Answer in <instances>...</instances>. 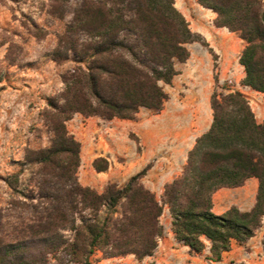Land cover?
<instances>
[{"label":"trees","instance_id":"trees-1","mask_svg":"<svg viewBox=\"0 0 264 264\" xmlns=\"http://www.w3.org/2000/svg\"><path fill=\"white\" fill-rule=\"evenodd\" d=\"M195 1L215 14L216 27L242 41L241 84L264 94V0ZM194 42L207 47L174 0H82L58 37L52 59L66 46L74 65L60 75L62 89L48 99L42 113L49 145L27 155L38 164L42 184L55 179L60 186L51 198L56 204L52 212L33 231L35 236L71 232L69 240L52 246L58 264H91L96 254L133 255L138 261L152 256L164 236L160 217L165 208L174 239L195 254L207 250L211 262H220L233 244H245L260 228L264 119L256 121L247 97L237 90L215 85L209 102L211 124L195 139L181 173L163 186L159 198L141 183L150 164L122 185L106 184L102 192L77 182L80 143L68 133L66 122L74 114L125 121L136 120L140 109L159 114L168 100L161 84H171L178 75L175 63L187 61V45ZM92 167L105 172L107 159H94ZM249 178L257 180L249 211L232 206L220 215L212 212L217 190L240 187ZM261 244L264 251V237ZM2 246L0 240V264H27L5 262Z\"/></svg>","mask_w":264,"mask_h":264},{"label":"rangeland","instance_id":"rangeland-1","mask_svg":"<svg viewBox=\"0 0 264 264\" xmlns=\"http://www.w3.org/2000/svg\"><path fill=\"white\" fill-rule=\"evenodd\" d=\"M81 3L82 0H0V240L7 263L23 261L27 264H58L52 258V246L71 237V232L62 230L41 236L33 234L38 224L47 220L56 205L54 201L51 202V198L59 192L60 186L55 179L42 184L38 164L28 161L27 155L28 151L49 145V133L42 113L48 99L55 97L62 89L60 75L74 65L72 51L66 46L59 49L57 60L52 59V54L56 50L58 37L63 34L65 26ZM174 6L182 15L193 17L194 0H174ZM185 19L188 21V18ZM78 39L81 40L82 36L79 35ZM175 69L178 71V63H175ZM227 81L219 87L234 88L243 93L256 121L263 120L264 94L247 88L238 79H231V83ZM161 85L168 94L162 111L166 116L175 112L173 108L178 102V75L170 85ZM75 115L65 124L68 133L74 138H84L86 144H89L91 137L98 140L101 136L99 142L102 146L98 153L100 158L107 159L108 168L105 172L111 173L117 163L121 165L115 183L124 184L130 175L142 169L141 159L136 156L141 153V144L133 132H128L120 141L115 139V143L108 135L109 127L104 123H99L94 133H89L81 129L79 122L72 120ZM154 115L140 109L135 122ZM166 141L168 145L171 143L169 135ZM118 149H121L122 154ZM161 164L164 167L167 162L162 160ZM164 168L165 174L170 176V168ZM76 176L82 186L98 192H102L105 187L104 172L94 170L87 156L80 160ZM254 183L253 179L245 183L244 191L247 194L255 190ZM226 191L234 194L227 197L218 192L216 211L223 213L227 198L238 197L240 194L238 189ZM82 215L87 217L86 212ZM75 218L80 220L78 213ZM168 221V215L163 213L160 222L164 236L158 241L152 256L138 261L133 255L102 258V255L96 254L91 264H264L261 244L264 217L254 236L241 246L233 244L231 250L222 255L220 262L209 261L206 258L207 250L195 254L171 240Z\"/></svg>","mask_w":264,"mask_h":264},{"label":"crops","instance_id":"crops-1","mask_svg":"<svg viewBox=\"0 0 264 264\" xmlns=\"http://www.w3.org/2000/svg\"><path fill=\"white\" fill-rule=\"evenodd\" d=\"M192 12L193 17L185 14L183 16L188 18L190 30L198 34L207 44V47L196 42L188 44L189 58L185 63H178V82H180L178 94L180 92V95L176 107L173 108L175 112L164 116L162 110V113L160 112L152 118L138 119L136 122L135 120H103L96 116L84 118L79 114H76L72 119L79 122L81 129L89 133H94L98 124L104 123L109 127L108 135L112 137L115 143V139L120 141L128 132H133L141 144V153L136 154L141 159L140 168L147 164L151 165L141 179V183L146 189L155 193L158 198L162 193L163 186L181 173L187 153L193 147L195 139L208 130L212 121L209 102L215 85L219 87L227 79L233 78L238 79L241 83L244 77L243 67L238 63L243 46L242 41L226 28L216 27L213 23L215 14L198 5L195 0ZM219 89L221 88L219 87ZM168 135L171 139L169 145L166 141ZM75 139L80 143V160L87 156L89 162L92 163L94 159L101 156L98 153L99 147L102 146L99 142L101 136L98 140L91 137L89 144H86L87 140L84 138ZM117 151L122 154L121 149ZM162 160L167 162L164 167L170 168V176H167L165 168L161 167ZM119 165L117 163L116 168H113L111 173L104 172L106 176L105 185L108 182L115 183V176L121 168ZM249 179L255 180L256 183H254L255 190L252 189V193L247 194L244 191V185ZM249 179L240 187L217 190L212 196V212L222 213V211L215 210L216 194L220 192L229 197L234 193L226 190L235 189L239 190V196L227 198L226 207L222 209L226 211L234 206L240 211H249L254 204L257 190V180L255 178ZM116 184L120 185V183ZM163 213H166L169 218L170 238L176 241L170 232L169 212L165 208Z\"/></svg>","mask_w":264,"mask_h":264},{"label":"built area","instance_id":"built-area-1","mask_svg":"<svg viewBox=\"0 0 264 264\" xmlns=\"http://www.w3.org/2000/svg\"><path fill=\"white\" fill-rule=\"evenodd\" d=\"M228 83H231L232 81H231V79H228V81H227Z\"/></svg>","mask_w":264,"mask_h":264}]
</instances>
